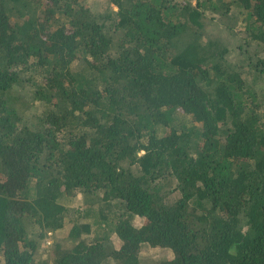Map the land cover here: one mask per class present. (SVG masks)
I'll list each match as a JSON object with an SVG mask.
<instances>
[{
  "label": "trees",
  "instance_id": "obj_1",
  "mask_svg": "<svg viewBox=\"0 0 264 264\" xmlns=\"http://www.w3.org/2000/svg\"><path fill=\"white\" fill-rule=\"evenodd\" d=\"M96 1L0 0V264H264V0Z\"/></svg>",
  "mask_w": 264,
  "mask_h": 264
},
{
  "label": "rangeland",
  "instance_id": "obj_2",
  "mask_svg": "<svg viewBox=\"0 0 264 264\" xmlns=\"http://www.w3.org/2000/svg\"><path fill=\"white\" fill-rule=\"evenodd\" d=\"M108 9L109 7L107 6L105 0H97L96 4L93 6L92 12L97 15H100L103 12H108ZM114 10H116V8H114ZM239 43H240V38L236 37L233 39L232 44H230L228 48L229 54L227 55V59L231 61L233 64L238 63V61L243 59L242 56H240V52L237 47ZM116 245L118 246V243H116ZM161 257L169 258L170 254L161 249L146 248L141 250V259H143V261L157 260Z\"/></svg>",
  "mask_w": 264,
  "mask_h": 264
},
{
  "label": "clouds",
  "instance_id": "obj_3",
  "mask_svg": "<svg viewBox=\"0 0 264 264\" xmlns=\"http://www.w3.org/2000/svg\"><path fill=\"white\" fill-rule=\"evenodd\" d=\"M49 244H50V240L49 239H47L46 241H44V245H49Z\"/></svg>",
  "mask_w": 264,
  "mask_h": 264
}]
</instances>
